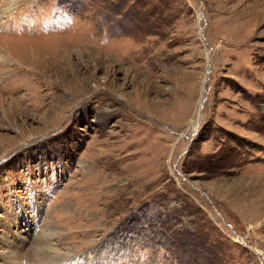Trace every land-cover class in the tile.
Here are the masks:
<instances>
[{"label":"rangeland","instance_id":"rangeland-1","mask_svg":"<svg viewBox=\"0 0 264 264\" xmlns=\"http://www.w3.org/2000/svg\"><path fill=\"white\" fill-rule=\"evenodd\" d=\"M0 264H264V0H0Z\"/></svg>","mask_w":264,"mask_h":264}]
</instances>
